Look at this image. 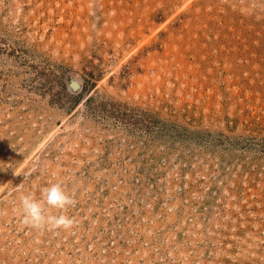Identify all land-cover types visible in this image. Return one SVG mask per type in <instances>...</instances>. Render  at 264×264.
Segmentation results:
<instances>
[{
    "label": "rangeland",
    "instance_id": "obj_1",
    "mask_svg": "<svg viewBox=\"0 0 264 264\" xmlns=\"http://www.w3.org/2000/svg\"><path fill=\"white\" fill-rule=\"evenodd\" d=\"M52 183L74 227H25ZM0 264H264V0H0Z\"/></svg>",
    "mask_w": 264,
    "mask_h": 264
},
{
    "label": "clouds",
    "instance_id": "obj_2",
    "mask_svg": "<svg viewBox=\"0 0 264 264\" xmlns=\"http://www.w3.org/2000/svg\"><path fill=\"white\" fill-rule=\"evenodd\" d=\"M75 205L76 200L66 193L61 184L52 183L40 190L39 199L31 194L21 195V223L37 231H67L74 227L75 220L64 213ZM53 209L60 214H54Z\"/></svg>",
    "mask_w": 264,
    "mask_h": 264
},
{
    "label": "built area",
    "instance_id": "obj_3",
    "mask_svg": "<svg viewBox=\"0 0 264 264\" xmlns=\"http://www.w3.org/2000/svg\"><path fill=\"white\" fill-rule=\"evenodd\" d=\"M37 73L34 74V76H36ZM120 109V110H119ZM110 112L114 113L115 116V120L118 123H128L130 126V129L132 131V133L135 130H139V132H135V134H138V137H148L149 135H151L152 133H156V134H161L163 136H165L167 139H172L177 141L178 144L181 143V141H178L177 138L179 136L184 137V135L182 133H179V129L175 128L171 130V133L168 131H164V120H158L156 119V117L150 115L149 113L145 112V111H138L135 109V107H125L124 105H115L114 107L110 108ZM120 114V115H119ZM136 123H140L141 125H137ZM149 134V135H146ZM132 149H134L136 151V146L132 145L131 146ZM164 151V150H163ZM184 151L187 150H180L178 152L175 153L174 157H159V159H157V161L154 159V161L157 162L158 166H159V171H166L167 169H171L174 171V173L172 175H169V178H172V180L177 184L178 187V191H183L184 188H186V184L187 182L184 181V179H188V175L185 177L184 173L180 172L181 168H186V167H190L192 166V164L188 161H186V166L182 167L181 166V154ZM135 157H138V154H135ZM154 158L153 155L149 156V158L147 159H151ZM187 169V168H186ZM141 170V168L139 169ZM143 171V170H142ZM161 184L163 185V189H165L167 192L168 190V185L171 183L170 180H168V177L165 178H161L160 179ZM150 185H154L155 183H159L157 181H152L151 178L149 180ZM179 184V185H178ZM184 185V186H182ZM76 206V205H75ZM77 207V206H76Z\"/></svg>",
    "mask_w": 264,
    "mask_h": 264
}]
</instances>
